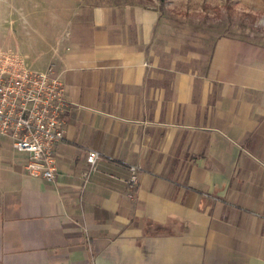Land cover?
Returning a JSON list of instances; mask_svg holds the SVG:
<instances>
[{
  "label": "crops",
  "instance_id": "0c3cea01",
  "mask_svg": "<svg viewBox=\"0 0 264 264\" xmlns=\"http://www.w3.org/2000/svg\"><path fill=\"white\" fill-rule=\"evenodd\" d=\"M160 21L138 0H0V55L65 97L52 182L0 136V264H264V34L180 56Z\"/></svg>",
  "mask_w": 264,
  "mask_h": 264
},
{
  "label": "built area",
  "instance_id": "2783aa9c",
  "mask_svg": "<svg viewBox=\"0 0 264 264\" xmlns=\"http://www.w3.org/2000/svg\"><path fill=\"white\" fill-rule=\"evenodd\" d=\"M64 87L52 68L29 70L14 52L0 55V136L10 139L15 151L28 155L25 173L52 182L55 148L64 139ZM99 153L90 150L86 163L94 169ZM138 168L130 166L128 187L137 181Z\"/></svg>",
  "mask_w": 264,
  "mask_h": 264
},
{
  "label": "rangeland",
  "instance_id": "374dc122",
  "mask_svg": "<svg viewBox=\"0 0 264 264\" xmlns=\"http://www.w3.org/2000/svg\"><path fill=\"white\" fill-rule=\"evenodd\" d=\"M138 1L157 10L175 55L207 56L222 35L264 34V0Z\"/></svg>",
  "mask_w": 264,
  "mask_h": 264
}]
</instances>
